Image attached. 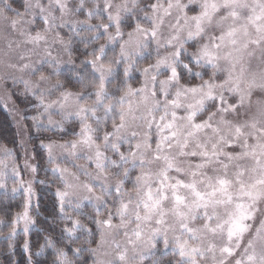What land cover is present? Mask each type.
<instances>
[{
  "label": "snow or ice",
  "instance_id": "1",
  "mask_svg": "<svg viewBox=\"0 0 264 264\" xmlns=\"http://www.w3.org/2000/svg\"><path fill=\"white\" fill-rule=\"evenodd\" d=\"M84 5L85 0L74 9L69 0H22L21 10L0 0V39L6 45L0 50V86L11 96V88L23 84L20 94L37 100L36 107L43 111L30 117L37 129L64 132L66 122L79 123L74 139L41 142L49 163L55 160L53 149L60 148L68 156L85 157L95 169L93 175L85 165L74 164L88 178L81 182L77 173L54 164L51 172L63 190L58 187L55 192L58 212L53 223L61 219L65 226L57 238L45 235L35 253L26 238L20 246L25 264H79L84 251L92 254L93 264H163L161 257L169 252L177 259L168 264H264V0H155L143 7L140 0H95L86 10V20L68 19L84 11ZM194 5L199 11L189 15ZM93 18L98 22L90 23ZM37 19L43 27L33 32ZM129 19L136 23L125 39L122 25ZM141 19L151 27L143 26ZM63 28L77 36L81 30L90 33L80 36L85 48L89 40L105 39L81 61L91 71L74 72L82 85L76 92L65 89L61 80H52L62 68L51 51L46 49L39 60L31 61L32 55H39L40 44L47 45V33ZM56 39L63 43L59 32ZM153 43L155 62L137 69L143 80L132 87L127 83L130 73L137 59L151 56ZM116 44L119 52L105 61L106 50L109 46L114 50ZM253 60L258 61L257 71L252 70ZM121 64L123 80L117 81ZM44 65L49 66L47 74L41 71ZM163 73L166 78L160 79ZM182 73H187L185 82ZM24 74L36 80L25 79ZM113 81L117 82L110 91ZM257 91L262 98L253 102ZM57 92L55 99H48ZM45 116L47 123L41 124ZM125 144L127 152L121 151ZM3 152L12 155L7 148ZM26 166L37 172V166ZM6 169L7 163L0 161V190L5 195ZM11 178L18 181L11 192H22L25 199L23 211L11 217L9 232L0 236L8 241L9 250L16 247L13 241L21 224L28 237L36 223L29 214L35 175L25 182L14 167ZM79 190L88 194L77 196ZM85 204L95 209L96 218L88 219L100 239L95 247H72L78 232L95 235L66 211L83 215ZM101 208L106 218H101ZM117 218L119 223L114 224ZM105 229L123 230L125 238L123 247L112 242L115 254L106 253L112 257L108 260L100 258L107 243ZM46 249L52 252L50 261L34 259Z\"/></svg>",
  "mask_w": 264,
  "mask_h": 264
},
{
  "label": "rangeland",
  "instance_id": "2",
  "mask_svg": "<svg viewBox=\"0 0 264 264\" xmlns=\"http://www.w3.org/2000/svg\"><path fill=\"white\" fill-rule=\"evenodd\" d=\"M45 3H47V0H44ZM80 2V0H69V6L70 8H75L76 5ZM95 0H85V10L81 11L80 13H76L68 19L71 20H86L87 19V12L86 10L93 6V3ZM115 3H120L121 0H114ZM155 2V0H140V5L143 7L144 5H147L149 3ZM184 3H187L188 0H183ZM9 3L12 4V7L15 8H21L22 0H9ZM102 3V0H101ZM150 11V10H149ZM199 8L198 6H193L191 10H189L188 14L193 15L195 12H198ZM7 15L12 16V13H7ZM57 16H59V12L56 13ZM139 16H143V13H138ZM59 22V21H58ZM97 19L93 18L90 23H97ZM143 26L151 27L150 23L144 20L139 21ZM136 21H133L129 19L125 24L122 25V31L125 33V39H127V32L131 31L132 28L135 27ZM36 28H33L32 31L35 32L38 30V28L43 27L42 21L37 19L36 21ZM114 28L112 31L114 32ZM164 35H167V21L165 22V26L162 29ZM59 32V36L62 38L63 43H61L59 40L56 39V33ZM90 33L81 30L80 36H88L90 37ZM80 36H77L69 31L68 28L63 29H54L53 31L47 33V45L44 43H41L39 48L37 49L39 55H32L31 61L35 62L39 60L40 56L45 55L46 49L48 51H51L52 56L57 58L61 61V74L59 76H53L52 80L55 81L56 79L61 80L64 83V88L73 92L80 91L82 85L77 82L76 76L74 75V72H79L80 75H84L85 71L90 72V66L87 70L83 68L81 65V61L85 59L90 58V53L92 52L93 48H98L100 44L105 43V39L103 36L99 40L91 41L89 40L87 42V48H85V42H83L80 39ZM70 44V50H65V45ZM6 47L3 39H0V50L4 49ZM31 47V46H30ZM191 50V49H190ZM107 51V55L105 56V61H107L109 58L113 57L115 54L119 52V44H116L115 49L113 50L112 46H109ZM151 52L150 57H145L144 59H137L135 68L130 73V78L128 79L127 83L130 84L132 87H139L141 81L143 80L142 74L137 71V69H142L146 67L149 63H154L156 59V53H155V44L153 43L151 48L149 49ZM70 52V54H69ZM161 54H163V50L161 51ZM71 60L72 63L69 64L68 61ZM258 61L253 60L252 61V70L257 71ZM123 69L124 65L121 64L118 68L116 77L117 81L123 80ZM194 70H198L195 69ZM41 71L47 72L49 71V66L44 65L41 68ZM210 69L206 70V74L204 76V79H208V75L210 74ZM19 75V73H17ZM37 76L39 73L36 74ZM167 73H163L159 78L164 79L166 78ZM182 82H185L187 79V73H182ZM25 79H32L33 81L36 80V76L29 77L27 74H24ZM222 78V77H221ZM117 81H113V83L108 85L109 90L111 91L114 84ZM193 83H198L199 81H196L193 79ZM10 83V82H9ZM92 87L89 86L88 91H91ZM23 92V84L17 85L16 87L11 88V96H9V89H6L2 86H0V116L6 121L7 123V129L0 127V161L7 163V173L8 176L5 178V183L7 186V194L5 195L3 190H0V201H5L7 199H15L16 205L19 204V209L12 213L15 214L16 212H22L23 211V204H24V194L22 192L17 193L13 195L11 192V189L16 186V183L18 181L13 180L11 178L12 176V169L15 167L18 169V171L21 174V178L27 182L33 178V175L36 177V181L33 183L32 188L34 195L31 198V206L29 209V214L32 216L34 215V206L36 204L37 200V190L36 184L39 183L40 177L42 176V179L45 181L43 185H46L47 188L51 187L52 192H56V189L59 187L61 190H63V185L59 183L58 180H56L53 177V174L51 172L52 167L54 164H58L61 167H67L70 169V171L77 173V175L80 176V181L85 182L88 181V178L85 177L81 172H78L75 167H73L74 164L76 165H85L88 171L93 172V175H95V169L94 165H88L85 157H71L68 156L66 152H64L60 148H54L53 149V157L55 158L54 163H49L48 161V151L46 148L41 147V142L44 144H47L49 141H57L58 143H63L64 141H70L74 139L73 136L74 131H79V123L75 121L66 122L64 124V128L66 131L61 132L58 129L56 131H50L45 128L37 129L33 126V120L30 119V117L37 116L39 112L43 111V108L36 107L37 100L32 96H24L20 93ZM118 94V93H117ZM58 95V92L53 94V96L49 97L48 99H55ZM261 94L257 91L253 95V102H255L257 99H261ZM91 99H95V97H91ZM90 102V101H89ZM183 114V113H181ZM206 115V114H205ZM22 117H24L22 119ZM53 119L59 120L60 117L58 115H54ZM41 124L47 123V116L43 117L40 121ZM111 129V120L108 121V130ZM7 132V134H6ZM10 133V135L8 134ZM102 135V133H101ZM133 144L136 143V141H132ZM153 146L155 145V140H153ZM7 148L11 150L12 155L8 156L3 152V149ZM121 151H128L127 144L123 145L121 148ZM108 156H110L112 159H118L117 156H114L110 151L106 153ZM27 165H34L37 166V172L33 174ZM122 170V169H121ZM109 171H115L114 169H109ZM138 171V170H137ZM136 175V171H133L132 176ZM71 182V181H70ZM126 187H131L130 184H127ZM94 191L99 194V185H96L94 188ZM88 193L84 190H79L77 192V196L87 195ZM76 197H73V200H75ZM58 203V201H57ZM264 207V205H262ZM66 211L69 212L70 215H72L73 218H78L81 220L82 223H84L87 227L93 225L94 230L96 231V241L100 239V233L97 231L95 223H92L88 217L91 216L93 219L96 218V212L95 209L91 205L85 204V206L81 209V212L83 215H79L77 212L72 211L71 209H67ZM106 211L104 208H101L100 216L101 218H106ZM5 215L1 209H0V220H3L4 223L0 224V236L6 234L9 232V222L11 220H6ZM114 224L119 223V219L113 220ZM258 223V221H257ZM68 227H71V223L68 222ZM21 231L16 236L13 243L15 244L20 237H25L22 228L23 225L20 226ZM106 233V240L107 243L104 245L103 248L100 249V258L101 259H111V255H105L106 253H110L112 255L115 254V249L113 245V241L119 242L122 247L125 244V238L123 230H115V229H105ZM80 233V232H78ZM78 234V236L83 235ZM27 238V237H25ZM6 240L0 239V243L4 242ZM8 244V241H6ZM96 246V243H95ZM94 246V247H95ZM160 247H163L162 242L160 244ZM131 254V253H130ZM177 259V257L173 256L171 252L167 256L161 257V260L163 264H168L170 261H174ZM91 264H93V256L91 254Z\"/></svg>",
  "mask_w": 264,
  "mask_h": 264
},
{
  "label": "trees",
  "instance_id": "3",
  "mask_svg": "<svg viewBox=\"0 0 264 264\" xmlns=\"http://www.w3.org/2000/svg\"><path fill=\"white\" fill-rule=\"evenodd\" d=\"M0 127L7 129L6 121L0 116ZM7 134V132H6ZM10 135V133H8ZM42 179V176L40 177ZM37 190V200L34 208L33 219L35 220V227L32 228L30 235L27 237L33 243L32 251L36 252L39 243H43V237L45 235H49L53 238H57L60 233V229L65 226V221L61 219H56V223H53L54 213L58 212V203L57 198L52 192V188H47L46 185L41 183L36 184ZM0 209L1 211L7 215L5 217L6 220L12 217V213L19 209V204L16 205L15 199H7L5 201H0ZM95 234L92 237H88L86 234L79 236V239L76 243L72 244V247H76L78 245H83L84 248H88L89 246L94 247L96 243V231L93 228V225L89 226ZM78 234H82L77 233ZM25 237H20V239L15 243L16 247L13 250H9L7 248L6 241L0 243V264H8L9 260L19 261V264H25L26 254L23 253L21 249V245L25 240ZM91 239L92 244L89 245L87 240ZM71 255V253H70ZM34 259L45 261L52 259V252L49 249H46L45 252L39 256L34 257ZM91 253L88 251H84L79 257V264H91Z\"/></svg>",
  "mask_w": 264,
  "mask_h": 264
}]
</instances>
